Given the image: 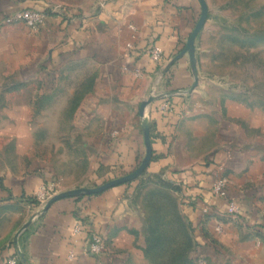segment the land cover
<instances>
[{
	"label": "crops",
	"instance_id": "1",
	"mask_svg": "<svg viewBox=\"0 0 264 264\" xmlns=\"http://www.w3.org/2000/svg\"><path fill=\"white\" fill-rule=\"evenodd\" d=\"M206 1L209 15L196 41L200 81L187 95L194 83L188 56L165 70L199 20V0H0V75L24 88L11 84L8 94L19 96L5 102L0 92V135L13 148V161L0 168V264L19 250L26 264H156L130 196L133 182L56 201L22 234L18 248L13 243L42 210L34 202L43 186L57 184L60 193L95 188L139 167L146 152L140 107L154 93L158 100L145 110L153 158L140 179L162 176L176 187L192 232L191 258L198 264H256L264 254V114L260 119L209 70L217 55L215 26L223 17ZM22 10L47 14L44 24L32 30L4 23ZM152 47L163 51L159 65L149 56ZM31 88L56 95L57 102L44 107L29 98ZM79 95L84 100L75 101ZM166 101L172 109L164 112ZM46 109L57 112L54 123L36 126L32 114ZM62 111H76L78 151L89 158L88 174L75 184H66L51 155L36 151V127H60ZM218 179L227 180L238 216L228 199L213 192ZM95 233L104 236L105 248L87 256Z\"/></svg>",
	"mask_w": 264,
	"mask_h": 264
},
{
	"label": "rangeland",
	"instance_id": "2",
	"mask_svg": "<svg viewBox=\"0 0 264 264\" xmlns=\"http://www.w3.org/2000/svg\"><path fill=\"white\" fill-rule=\"evenodd\" d=\"M210 2L219 8L223 19H219L215 26L217 55L209 62V70L223 78L222 81L236 99L249 105V109L257 110L261 119V114H264V0H210ZM14 82L15 80L5 79L0 75L3 102L6 98L13 99L19 96V94L16 96L8 94L11 92L7 89ZM13 86L19 90L24 89L23 85L17 83ZM32 91L37 92L32 94ZM29 93V98L35 97L40 100L37 103L41 102L47 108L57 102L56 95H41L38 93V88H31ZM74 99L84 100V95L75 96ZM55 113L57 112L53 109L35 111L33 114L31 112L36 126L44 121L54 123ZM61 113L65 117L60 127L48 125L44 128L36 127V131L40 133L36 151L51 155L49 160L56 163L66 184H75L79 179H85L88 174L89 158H85L78 151L77 131L73 126L76 111ZM42 129L47 130L46 137L42 135ZM47 138L49 143L45 142ZM0 140V152H3V156L0 155V168H2L13 161L11 158L13 148L3 135H0ZM139 179L133 181V184L135 183L134 187L132 186L133 190L139 184ZM141 180L138 191L133 196L131 190L130 196L142 217L146 239L152 236L162 237V249L153 253L152 257L156 260V264H166L172 258L171 254L175 248L185 243L186 231L189 232L190 237L192 232L183 219L176 187L168 184L162 176L150 175ZM56 186L58 190V185ZM59 193L58 191L57 194ZM36 202L40 206L37 199ZM193 264L198 263L193 262ZM202 264L211 263L205 261ZM256 264H264V254Z\"/></svg>",
	"mask_w": 264,
	"mask_h": 264
},
{
	"label": "water",
	"instance_id": "3",
	"mask_svg": "<svg viewBox=\"0 0 264 264\" xmlns=\"http://www.w3.org/2000/svg\"><path fill=\"white\" fill-rule=\"evenodd\" d=\"M201 5V14L199 17V20L191 33L190 37L188 38L184 49L176 55L171 62L169 63L167 69L165 72H167L173 64L181 60L184 56H188L190 61L191 70L194 77V83L191 86V88L185 92L184 94H191L199 85L200 81V73H199V67H198V61L196 58V41L200 33L202 32L207 19L209 15V7L206 0H199ZM159 96H151L148 100L144 101L141 104L140 107V115L143 118L142 122V128L144 132V140H145V146H146V152L144 155L143 160L141 161V164L139 167L133 171L130 174H127L121 178H117L115 180H111L101 186L95 187V188H79L75 190L65 191L61 192L59 194H56L53 196L46 205L42 208L41 211L33 214L31 218L22 226V228L16 233L14 237V245L18 248L19 247V240L22 234L33 224V222L47 213L49 208L58 200H62L65 198H74V197H82V196H92L97 195L100 193H103L111 188L124 185L130 182H133L143 176V174L147 171L149 168L152 158H153V145H152V138H151V124L149 121V118L145 115V110L147 107H149L152 103H154L156 100H158ZM20 260L26 264V259L23 253L19 250L18 252Z\"/></svg>",
	"mask_w": 264,
	"mask_h": 264
},
{
	"label": "built area",
	"instance_id": "4",
	"mask_svg": "<svg viewBox=\"0 0 264 264\" xmlns=\"http://www.w3.org/2000/svg\"><path fill=\"white\" fill-rule=\"evenodd\" d=\"M60 8H57V11ZM47 14L36 11V10H22L15 13L10 14L6 17L4 23L5 24H23L29 29H38L41 25L44 24L46 20ZM149 56L151 60L156 63L157 65L161 64L164 59L163 51L158 47H152L149 51ZM138 76L140 73L138 72ZM152 96H160L159 94H152ZM164 112L170 111L171 104L166 101L161 106ZM227 180L226 179H218L214 186L213 192L221 197L229 200V208L230 212L233 215L238 216L240 214V208L235 203L233 199H229L227 193L225 191ZM58 193L56 184L46 185L43 186L40 191L36 194V199L40 203V206H44L53 196ZM82 230V224L79 222L74 227V233L76 235L80 234ZM219 232H222L221 228H218ZM105 248V238L103 235L100 234H92L90 240L85 246L84 253L87 256H97L103 252ZM6 264H21L20 258L18 255L10 256L7 259Z\"/></svg>",
	"mask_w": 264,
	"mask_h": 264
},
{
	"label": "trees",
	"instance_id": "5",
	"mask_svg": "<svg viewBox=\"0 0 264 264\" xmlns=\"http://www.w3.org/2000/svg\"><path fill=\"white\" fill-rule=\"evenodd\" d=\"M182 51V50H181ZM180 51V52H181ZM179 52V53H180ZM139 184L134 188L131 195L134 196V194L138 191L140 188V185L142 183V180H138ZM141 181V182H140ZM128 184V183H127ZM36 201V200H35ZM35 204H38L37 202H34ZM162 237H148L147 239V251L151 254L156 253L157 251L161 250L162 246ZM193 242L192 238L190 237V234L188 231L185 233V243L182 246H179L178 248H175V250L172 252V258L169 260V263L166 264H193L194 259L191 258L189 255L190 251L192 250Z\"/></svg>",
	"mask_w": 264,
	"mask_h": 264
}]
</instances>
